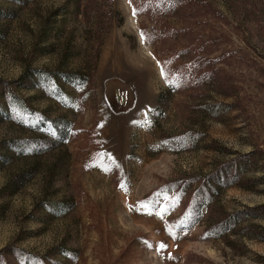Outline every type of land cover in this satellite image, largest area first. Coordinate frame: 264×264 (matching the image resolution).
Wrapping results in <instances>:
<instances>
[{
  "label": "rangeland",
  "instance_id": "obj_1",
  "mask_svg": "<svg viewBox=\"0 0 264 264\" xmlns=\"http://www.w3.org/2000/svg\"><path fill=\"white\" fill-rule=\"evenodd\" d=\"M198 1L0 0V264H264V0Z\"/></svg>",
  "mask_w": 264,
  "mask_h": 264
},
{
  "label": "trees",
  "instance_id": "obj_2",
  "mask_svg": "<svg viewBox=\"0 0 264 264\" xmlns=\"http://www.w3.org/2000/svg\"><path fill=\"white\" fill-rule=\"evenodd\" d=\"M162 2V4L159 3H153L150 5V9L154 10L153 13L156 14L154 16H158L161 15V8L164 9V7H168L169 8H174L175 6H185V9L187 10H194V12L196 14H201V10L203 9V3L198 1V0H160ZM150 0H132L133 5L138 8L139 5H141V3H149ZM162 5V6H161ZM188 12V11H186ZM193 17V16H192ZM159 18V17H158ZM156 18L155 22L156 24L158 23L160 25V27H165V21ZM255 21V20H254ZM204 61L203 58L200 57H196V56H192L190 59H188V61L183 62V61H178V62H174L172 69L174 71H176L177 73H180L182 71H186L189 67L193 66V64H198L200 65V67H205L206 64H202V62ZM161 68L163 69V71L165 73H168L167 78L169 80V84H171V82L174 81L173 84L176 83L175 78L177 79V82L179 83V85H182L183 82H185L187 80V78H190L191 75L190 73H186L185 75H181L178 77H174L172 73H170V71L165 67L164 64L161 63ZM217 72V70L213 69L212 71H210L209 73L215 74ZM208 73V74H209ZM47 73H44L42 71H34L31 72L28 70V72L26 73V76H22V78H34V81H31V84H35L34 82H36L37 79H41L43 81V85L46 89H49L51 91V93L53 92V88H55L54 90H57L56 87L58 86V82L59 80H63L65 78H67L68 74L64 73L63 71H57L55 72V77L54 75H51L50 77H46ZM209 82L210 79H209ZM223 85V83H221ZM36 87V84L34 85ZM225 87V85H223ZM227 86V85H226ZM55 94V93H53ZM55 98L56 95H53ZM60 100H61V96H59ZM10 101L12 102V105H8L7 107L10 108L12 111L15 110L20 112V113H27L29 115H33L31 113V111H29L28 109H26V107L24 105H21V103L19 102L20 100H15L13 97L10 96ZM221 104H217V105H212L209 106L210 108H212L215 111H219L220 107L218 108V106ZM7 107H3L0 106V114L4 115V112H7L8 108ZM235 164V163H234ZM253 214V213H251ZM63 255H65L66 253H62ZM17 256L22 257V254L19 252H16ZM25 257L32 259V255L31 254H26Z\"/></svg>",
  "mask_w": 264,
  "mask_h": 264
},
{
  "label": "snow or ice",
  "instance_id": "obj_3",
  "mask_svg": "<svg viewBox=\"0 0 264 264\" xmlns=\"http://www.w3.org/2000/svg\"><path fill=\"white\" fill-rule=\"evenodd\" d=\"M161 74L163 75L164 73H163V69H161Z\"/></svg>",
  "mask_w": 264,
  "mask_h": 264
}]
</instances>
